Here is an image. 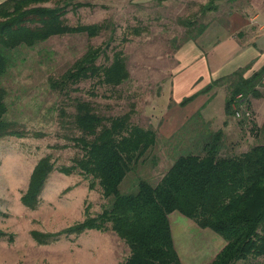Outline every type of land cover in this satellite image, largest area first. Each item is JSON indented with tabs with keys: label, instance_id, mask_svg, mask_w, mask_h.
Wrapping results in <instances>:
<instances>
[{
	"label": "rangeland",
	"instance_id": "374dc122",
	"mask_svg": "<svg viewBox=\"0 0 264 264\" xmlns=\"http://www.w3.org/2000/svg\"><path fill=\"white\" fill-rule=\"evenodd\" d=\"M79 1L87 4L74 9L69 6L64 16L68 24L106 22L107 28L97 37L86 33L67 34L53 36L34 47H22L14 53L13 66L4 77L8 91L6 118L25 131V136L0 139V230L7 233L0 236V264H125L130 255L128 245L112 230H88L80 235L62 236L49 244H41L34 238V230L44 233L64 230L87 216L97 215L110 202L102 195L99 184L90 187L92 178L79 172L68 175L58 170L48 178L36 208L22 202L33 169L41 158L51 155L55 165L61 167L71 165L73 158L79 156L80 151L71 140L72 135L79 134L73 131L70 122L75 97L96 103L107 115L131 111L134 123L158 131L155 147L121 184L123 193L136 191L140 178L156 183L180 155L199 152L198 130L203 133L223 130V142L231 143L238 153L264 143V99H260L264 97V84L258 86L260 97L247 98L253 111L252 120L242 121L246 104L242 105L240 115L226 111L232 74L216 80L217 84L212 81L211 89H215L216 94L207 113L215 127L203 122L198 113L171 137H166L159 126L165 112L170 110L169 114H175L168 95L177 68L176 53L189 39L199 35L197 30L211 20L210 16L215 17L208 10L219 1L71 2L79 4ZM55 2L43 5L55 6ZM59 4L66 2L62 0ZM134 27L141 30L138 35L130 31ZM125 37L128 42L123 41ZM107 43L111 46L108 59L101 55L98 63H109L113 53L122 49L131 74L127 82L111 87L99 84L97 79H88L70 88L68 93L50 86L51 77L60 79L90 47L104 48ZM193 74L191 70L183 73L185 77ZM189 88L185 82L178 90ZM169 217L183 264H210L226 245L223 237L209 228L199 227L179 211ZM252 260L255 264H264V257Z\"/></svg>",
	"mask_w": 264,
	"mask_h": 264
},
{
	"label": "trees",
	"instance_id": "16d2710c",
	"mask_svg": "<svg viewBox=\"0 0 264 264\" xmlns=\"http://www.w3.org/2000/svg\"><path fill=\"white\" fill-rule=\"evenodd\" d=\"M50 1H56V5H43ZM59 1L62 0H4L0 3V139L25 136V131L6 118L8 91L3 81L13 66L14 53L53 36L86 33L97 37L107 28L106 22L68 24L64 16L69 6L74 9L87 3L64 0L66 4L60 5ZM205 27L201 25L197 34ZM130 31L138 35L141 30L134 27ZM123 41L128 42V37ZM110 48V43L104 48L90 47L60 79L51 77L50 86L66 93L88 79H97L101 85L121 86L131 77L122 49L113 53L109 63H98L101 55L108 59ZM231 77L226 111L235 115L246 104L245 114L249 111L250 115L246 114L242 121L252 120L253 111L247 98L262 95L258 86L264 81V65L250 77L246 78L243 71H236ZM212 87L213 83L204 91ZM193 96L186 97L182 104ZM73 106L75 111L70 114V122L73 131L79 134L72 135L71 140L79 149V156L73 158L71 165L61 167L55 165L51 155L41 158L33 169L22 202L36 208L55 170L68 175L79 172L92 178L90 187L99 184L102 195L110 202L97 215L87 216L64 230L52 233L34 230L37 242L49 244L62 236L80 235L88 230H112L130 249L125 264H183L169 217L179 211L199 227L209 228L225 239L226 245L210 264L241 261L255 264L252 259L264 257V143L238 153L231 143L223 142V130L205 133L198 130L199 152L180 155L156 183L140 178L136 191L123 193L121 184L155 147L158 131L134 123L131 111L107 115L96 103L79 97L74 98ZM4 234L7 233L0 230V236Z\"/></svg>",
	"mask_w": 264,
	"mask_h": 264
},
{
	"label": "crops",
	"instance_id": "0c3cea01",
	"mask_svg": "<svg viewBox=\"0 0 264 264\" xmlns=\"http://www.w3.org/2000/svg\"><path fill=\"white\" fill-rule=\"evenodd\" d=\"M3 1L0 0V3ZM217 1L218 5L208 10L215 17L210 16L211 20L203 23L205 30L189 39L176 53L177 68L168 95L173 101L175 114H169L170 110L165 112L164 121L159 125L166 137H171L176 129L197 113L203 122L215 127L207 112L216 92L215 89H204L212 81L242 69L243 75L250 77L264 65V0ZM189 70L194 74L185 77L183 73ZM185 82L187 87L190 86L189 90H178ZM190 96L193 99L182 104ZM262 96L260 99H264Z\"/></svg>",
	"mask_w": 264,
	"mask_h": 264
},
{
	"label": "built area",
	"instance_id": "2783aa9c",
	"mask_svg": "<svg viewBox=\"0 0 264 264\" xmlns=\"http://www.w3.org/2000/svg\"><path fill=\"white\" fill-rule=\"evenodd\" d=\"M238 98H241V95H238ZM246 114L250 115V112L248 111ZM237 115H240V112H237Z\"/></svg>",
	"mask_w": 264,
	"mask_h": 264
}]
</instances>
